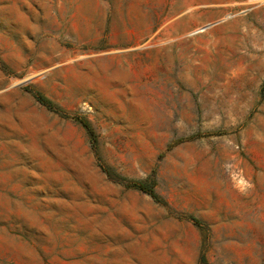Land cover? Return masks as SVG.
Returning <instances> with one entry per match:
<instances>
[{"label":"rangeland","instance_id":"1","mask_svg":"<svg viewBox=\"0 0 264 264\" xmlns=\"http://www.w3.org/2000/svg\"><path fill=\"white\" fill-rule=\"evenodd\" d=\"M0 264H264V0H0Z\"/></svg>","mask_w":264,"mask_h":264},{"label":"trees","instance_id":"2","mask_svg":"<svg viewBox=\"0 0 264 264\" xmlns=\"http://www.w3.org/2000/svg\"><path fill=\"white\" fill-rule=\"evenodd\" d=\"M36 98L38 99V101L40 103L45 105L48 109L55 110V111H61L57 106H55L52 103V101H50L45 96H43L41 94H37ZM79 120L84 125V127L87 129V131H88V133L90 135V138H91L92 145L95 146V144H96V134H95V131H94L93 127L91 126V124L89 123L87 118L82 117ZM133 185L135 187L145 191L146 193L150 194L153 198H156V194H155V191H154L153 183H149V182H146V181H138V182H133Z\"/></svg>","mask_w":264,"mask_h":264}]
</instances>
